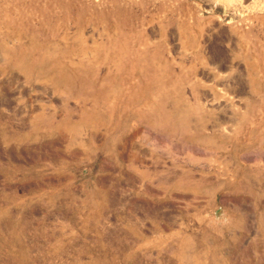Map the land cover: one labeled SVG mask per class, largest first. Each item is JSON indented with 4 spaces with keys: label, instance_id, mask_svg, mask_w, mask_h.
<instances>
[{
    "label": "rangeland",
    "instance_id": "374dc122",
    "mask_svg": "<svg viewBox=\"0 0 264 264\" xmlns=\"http://www.w3.org/2000/svg\"><path fill=\"white\" fill-rule=\"evenodd\" d=\"M0 264H264V0H0Z\"/></svg>",
    "mask_w": 264,
    "mask_h": 264
}]
</instances>
